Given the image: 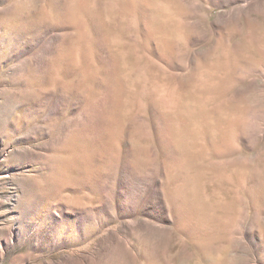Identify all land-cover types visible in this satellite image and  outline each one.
<instances>
[{"label":"rangeland","instance_id":"obj_1","mask_svg":"<svg viewBox=\"0 0 264 264\" xmlns=\"http://www.w3.org/2000/svg\"><path fill=\"white\" fill-rule=\"evenodd\" d=\"M10 3L14 13L0 14V40L29 26L28 38L38 37L50 25L61 29L66 45L62 40L58 49L66 56L53 61L50 70L73 101L84 95L83 102L88 106L89 98L94 111L102 80L117 87L115 95L120 91L117 105L105 109L114 116L107 140L78 142L69 150L60 145L56 155L51 153L53 161L58 155L60 165L63 160L73 164L69 179L60 178L59 171L20 167L35 161L21 159L24 152L50 156L39 148L48 143L32 140L31 131L58 122L37 118L30 132L5 131L10 115L0 99V148L6 154L1 168L19 173L0 179V264H264V0L226 8L202 0ZM101 43L117 57V77L101 73ZM73 65L76 72L71 74ZM4 79L6 74L0 72V90ZM82 104L81 111L70 115L71 126L81 130L93 114ZM157 122L178 142L176 162L157 142ZM123 138L135 144L130 155ZM23 139L27 142L21 144ZM155 167L168 170L163 188L170 215L148 205L123 217L112 206L107 216L88 208L84 224L63 218V197L81 208L99 203V194L78 183L116 176L123 168L130 170L129 177L135 171L151 180ZM30 179L45 182L48 189L59 181L61 188L48 198L31 199L29 191L35 188ZM129 195L138 197L134 191ZM14 231L21 240L10 243Z\"/></svg>","mask_w":264,"mask_h":264},{"label":"bare ground","instance_id":"obj_2","mask_svg":"<svg viewBox=\"0 0 264 264\" xmlns=\"http://www.w3.org/2000/svg\"><path fill=\"white\" fill-rule=\"evenodd\" d=\"M10 1L11 0H0V14L1 13L3 14L4 12L5 13L8 12V14H10L13 12V11L11 12L12 8L7 6L8 3H10ZM202 1L209 3L211 6L214 5V6L219 7V8H226V7H229L232 5H237L240 3H244L246 5H249L252 3L253 0H202ZM145 5L142 3L141 6L144 7ZM15 11H17V10H15ZM144 12H146V11H144ZM21 15H23V13ZM24 16H25V14H24ZM27 17H28V15H27ZM144 19H146V17ZM146 21H147V19H146ZM24 23H26V22H24ZM146 23H148V22H146ZM24 25L29 26L30 24H24ZM20 26H19V28H21ZM50 26H47L46 31L43 32L42 34H40L38 37H29L28 38L25 36L27 29L30 27L29 26V27L25 28V32L24 31L21 32L19 30L21 34H13V36L9 37L8 39H1L0 40V72H4V74H6V77H7V79H4V81H3V89L0 90V99L2 101L3 108L7 109L9 112L8 114L10 115V117L6 120V130L5 131H7V129H9L13 133H18L22 129H25V130L30 132V129L32 128L33 123H34L33 121L36 120L37 118L41 119V120H46V121H48V120H50L52 122L54 121V123L58 122L56 125L50 124L49 126H51V127L48 126L49 128H39L36 131H33V130L31 131V134H32L31 139L32 140H35V141H42L43 140V141H46V144L48 143V145H47L48 147H44L43 145H39V148H40V150H43V151L45 149L46 152H49L50 156L42 154L43 158H41L40 157L41 154L34 153V152L26 153L23 151L24 153L19 154L21 159L27 160L28 158L32 159L34 157L35 161H32L30 159L31 161H26L25 165L24 166L20 165V167H22L23 169H27V168H32V167L38 166V167H40V169L45 170V171L48 170V171L54 172V173H57V171H59L58 173L61 172V175L58 173L57 174L59 175L60 178L66 177L67 179H69V177L72 176L70 174L69 167H71V166L73 167V164L72 163L69 164L68 162L63 160V165H60V163H58V160H57L58 155L55 156L56 157L55 161H53L52 158H54V155L53 154L51 155V153L56 152L57 146H60V145H62L63 150H65L68 147L76 146L77 144H79L78 142L81 143V142L85 141L86 143L91 142L93 144H98L102 140H107L109 138V135H110V133L108 135V131H109L108 128H109V125H111L110 123H111V121H113L112 117H114V116H112V115L110 116L109 112L106 113L105 109L108 107L110 108L113 105H117L116 98H117L120 90H118L117 95H115L117 87L115 89V88H113V85L111 86L108 82L105 83L103 80L100 82L101 83L100 88H102L103 92H102L101 96H99L98 99L96 100V103H94V106L96 104L100 109H104L102 111L103 113L99 112L100 111L99 108H98L99 111L96 112L97 106H95L96 107L94 109L95 112L93 111V109L91 108V106L93 105L92 102L90 101L88 103V101L90 100L89 98H87V104L89 107L87 105H85V102H83V100H82L83 98L86 100V97H84V95H83V97L79 98L80 99V101L78 100L79 102L73 101L69 92L65 88L66 86L62 87L59 83H57L58 80H57V82H56V80L55 81L53 80L54 79L53 78L54 76H52L53 71L50 70V67L52 66L51 63H53V61H57V62L60 61L61 62V59L64 58L66 55L64 56L63 49L62 50L58 49V46H59V44L62 43V40H63L62 44L63 45L65 44L64 43L65 40L61 39V36L59 34V30L61 32V29L60 28L59 29L53 28L52 26L51 27ZM102 32H104V31H102ZM54 44H57V48L54 47L55 46ZM99 47H101V48L98 50L99 52H97V53L99 55L97 54V56H99V61H100V64H101L102 70H103V72H101V73L102 74L104 73L105 77H107V78L114 77L115 74H117L115 72L118 71L117 70L118 65L116 66V60L117 59H115L117 57H115V55H113L112 51L110 50L111 51L110 52L108 50L109 48L104 46L102 43L100 44ZM52 70H53V67H52ZM68 71L71 74H73L76 72V68L73 65V66H71L70 69H68ZM115 77H117V75ZM91 80H92V78H91ZM9 82L13 83V85L10 86ZM77 93H79V92H77ZM71 94L73 96V93H71ZM80 94H82V92ZM43 99L45 101H44V103L42 102L43 104L41 105L40 103ZM39 101H40V103H38ZM81 104L86 106L85 109H87V107H88L87 110L93 111L92 118L88 121V124H86L87 128H84L82 130L79 129L78 127L73 128V126H71L72 125L71 124L72 118L70 116L75 111L77 112L78 110L79 111L82 110ZM85 112L87 114V111H85ZM89 117H90V115H89ZM76 123H78V121ZM78 124H77V126H78ZM80 126H81V124H80ZM156 131H159V134L157 137V142L165 150L167 158H169L172 162H174V161L176 162L178 160L177 157H179L178 154L180 151L179 150L180 147L177 146L178 142L176 144V142L173 140V137H172L169 129L165 130L163 128V126L160 125V122H157V124H156ZM78 133H81V134H78ZM76 136L79 138H76ZM174 138H175V136H174ZM124 139L129 140L130 138L129 137L127 139L123 138V140ZM18 140H19V138H18ZM62 140H63V142H62ZM128 140H127V143H125V144H126V147L128 148L127 154L129 153L128 155H130L131 152L132 153L134 152L132 150L135 148V146H134L135 144L133 145V142L128 141ZM20 141H21V144L27 142L24 139L20 140ZM124 142H126V141H124ZM124 142H122V143H124ZM62 146H60V147H62ZM83 146H85V145L83 144ZM133 146H134V148H133ZM122 149H124L123 146H122ZM68 150H69V148H68ZM56 154H57V152L55 153V155ZM125 155H126V153H125ZM125 155H123V156H125ZM92 156H94V155H92ZM86 157L88 158L89 156H86ZM5 159H6V154H5L4 150L0 148V179H7V178H11V176H13V177L17 176L19 173H16V172L11 171V170H10V172H4V170L1 168ZM101 160H100V162H101ZM54 162H55V165H54ZM117 167H119V166H117ZM62 168H63V171H61ZM90 168L88 166L87 170ZM123 169H120V170L117 169V170H119V172H118V174H116V176H113V174H111V173H110V175L105 174L103 176V178L97 177L94 175L95 178L93 177L92 179L90 178L89 180L86 178L87 180L85 182L83 181V182H80V184L78 183V185H81L83 188H87V189L91 190V192H95V193L99 194V203L96 207L91 206V207L81 208V207H79V205H76V204L73 205L72 203L69 202L68 199H66V197H63V203L61 206L63 209V212H61L63 214V218H71L74 222H76L78 224H81L82 222L84 224V222H86V221H84V219L85 220L88 219V218H84V216H85L84 213H85V211H87L88 208L90 210L93 209L94 211H99V212L103 213V215L106 214V216H107V215H110L109 212L111 211L112 206L118 207L119 210L121 211L123 217L124 216L127 217V215H128L127 213H131V211H133V210H136L137 212L139 211V209H140V211H143V210L145 211L148 209V207H147L148 205H151L153 207L158 206L163 211V213H167V215L171 212V207L168 205V203L166 204L164 201L166 193L164 194V188H163V185H164L163 178L166 175V172L168 174V170L166 172H164L165 170L164 171L162 170L164 173H161L162 171H160L159 169L157 170V168L155 167L156 173L154 174V176L149 174L151 176V180H146L145 178H142L143 176L139 177V176H141L140 174H139V176L138 175L136 176L135 171L133 172L134 174L131 175L132 177H129L126 174L130 175V173H131V172L129 173L130 170L127 171V170H123ZM152 170H154V169H152ZM89 171H87V173ZM107 173H109V172H107ZM123 173H125V174H123ZM80 174H79V176H80ZM89 174H91V173H89ZM89 177H90V175H89ZM44 179H45L46 183L49 182L47 180V177ZM105 179L113 180L114 182L109 183ZM35 180H36V178H35ZM30 181H31V179H30ZM42 181H44V180H42ZM32 183L33 184L31 185V183H30V185H31V187H33L35 189H33L32 191H29L30 192L29 197L31 199L34 197H40L41 199L48 198L52 192L58 191L61 188V186L57 185L59 183V181H57V184L54 186V188L49 187V189L46 187L45 182L39 183L38 179H37V182L35 181ZM63 187H64L63 188V191H64L66 186H63ZM131 191L132 192L134 191V193H136L138 197H133V195H134L133 193H131V194H133L132 196L129 195V192H131ZM88 192L90 193V191H88ZM93 197H95V196H93ZM20 200L21 199H18V201H20ZM32 202H33V200H32ZM90 202H91V200H90ZM90 202L88 201V204H90ZM26 207H27V205H26ZM120 208H122V210ZM62 209H61V211H62ZM87 214H89V213H87ZM137 214L138 213H136L135 215H137ZM114 215H115V213H114ZM132 215H134V214H132ZM132 215H130V216H132ZM92 216H93V214H92ZM94 216H96V215H94ZM97 217H99V216H97ZM103 217H105V216H103ZM154 217H155V215H154ZM170 218H172V217H170ZM91 219H93V218H91ZM106 221H108V220H106ZM99 223H98V225H100ZM100 226H102V225H100ZM35 234H36V232H35ZM28 236H31V234L30 235L27 234L26 238ZM39 238H42V237H40L38 235V238L36 240L38 243L41 241ZM13 240H21V234L19 232H15V231L11 232L9 234V242L12 243ZM64 245H65V241H63V247H64Z\"/></svg>","mask_w":264,"mask_h":264}]
</instances>
